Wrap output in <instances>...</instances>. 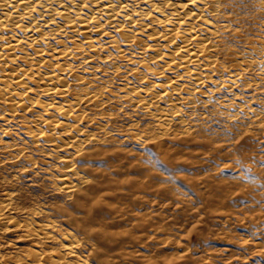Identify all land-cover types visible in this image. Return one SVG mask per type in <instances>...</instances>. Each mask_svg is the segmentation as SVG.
<instances>
[{
    "label": "bare ground",
    "instance_id": "bare-ground-1",
    "mask_svg": "<svg viewBox=\"0 0 264 264\" xmlns=\"http://www.w3.org/2000/svg\"><path fill=\"white\" fill-rule=\"evenodd\" d=\"M241 1L257 26L249 37L239 26L237 0H0V148H13L2 146L1 136L18 126L32 144L47 145L45 154L61 152L54 187L72 197L89 180L73 159L99 156L102 135L123 109L146 119L142 130L139 120L126 126L124 139L135 146L144 144L142 134L156 131L150 141L163 139L172 127L190 131L195 120L215 115L245 118L263 130L264 94H256L264 89V0ZM76 208L57 216L70 217L67 223L42 209L15 222L18 208L7 194L0 232H19L20 246L0 250V264H96L108 237L86 230L93 225L86 217L72 230Z\"/></svg>",
    "mask_w": 264,
    "mask_h": 264
},
{
    "label": "rangeland",
    "instance_id": "rangeland-1",
    "mask_svg": "<svg viewBox=\"0 0 264 264\" xmlns=\"http://www.w3.org/2000/svg\"><path fill=\"white\" fill-rule=\"evenodd\" d=\"M237 1L239 26L252 36L257 31L253 11L247 1ZM263 91L256 96H263ZM124 110L113 117L111 135L100 134L105 141L97 148L99 156L73 159L79 174L89 180L72 197L54 187L64 161L55 156H62L61 152H51L53 157L45 154L47 145L32 144L18 126L11 128L9 137L2 134L1 145L14 146L0 148V203L11 196L18 208L12 211L15 222L33 209H42L67 223L70 217L57 216L69 215L78 206L74 215L79 219L70 228L78 232L76 226L86 217L93 222L86 230L94 237L96 231L108 237L98 249L96 264H264V129L245 118L230 121L215 115L195 120L192 131L172 127L163 139L150 141L156 131L142 134L144 144L139 142L138 148L124 139L125 129L139 120L142 130L146 119ZM16 146L22 154L16 153ZM101 180L106 184L102 186ZM85 193L88 201L81 200ZM112 234L116 240L108 236ZM18 235L0 232L2 253L16 252ZM121 235L123 239L128 235V241L124 243Z\"/></svg>",
    "mask_w": 264,
    "mask_h": 264
}]
</instances>
